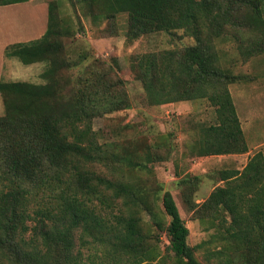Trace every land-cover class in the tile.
<instances>
[{"label": "trees", "instance_id": "16d2710c", "mask_svg": "<svg viewBox=\"0 0 264 264\" xmlns=\"http://www.w3.org/2000/svg\"><path fill=\"white\" fill-rule=\"evenodd\" d=\"M21 1L26 0H0V5ZM249 1V9L259 10L260 0ZM77 3L86 15L110 21L126 14L129 39L176 29L191 36L193 43L176 50L142 54L131 64L132 72L150 105L207 100L214 120L201 126L197 155L248 151L229 89L242 76L223 65L215 43L228 26H234L231 12L241 2ZM249 20L254 26L259 24L254 15ZM66 34L58 2L50 0L45 32L4 49L6 57L24 64L43 62L45 68L40 74L43 82L0 79V264H204L196 256L199 244L187 241L189 229L170 191L92 169L106 156L92 128V117L105 106L113 110L130 103L112 67L98 59L90 70L70 78L72 63L62 41ZM221 180L223 185L215 186L203 204V215L217 221L222 241L213 251L214 259L218 264H264L263 153L253 154L240 171L222 172ZM219 208L229 214V220ZM149 220L153 225L145 227ZM152 227L165 232L164 252Z\"/></svg>", "mask_w": 264, "mask_h": 264}, {"label": "rangeland", "instance_id": "374dc122", "mask_svg": "<svg viewBox=\"0 0 264 264\" xmlns=\"http://www.w3.org/2000/svg\"><path fill=\"white\" fill-rule=\"evenodd\" d=\"M39 1L48 3L50 0ZM56 1L61 23L68 31L62 41L66 58L72 63L68 69L70 78L90 70L94 59H98L106 64L105 67H112L121 93L130 103L128 107L113 110L105 106L92 117V128L106 154L92 169L108 177L111 174L124 175L133 182H147L146 185L153 190L170 191L189 229L188 243L199 244L197 258L204 264H218L213 251L222 241L215 226L217 221L210 215H203L204 201L215 186L223 185L222 172L242 170L258 151L264 155V0L257 4L259 10L249 9L252 5L249 0H238L241 4L231 12L234 26H228L225 34L215 39L223 65L233 74L242 76L240 81L231 83L229 89L250 151L235 158L197 155L201 126L214 120L213 108L206 99L150 105L141 81L132 72L131 64L142 54L176 50L193 43L191 36L176 29L129 39L126 36V14L117 15L114 21H110L101 15H86L77 0ZM18 7L19 11L14 7L13 11L3 13V36L9 39L14 35L6 33L18 29L28 16V6ZM253 15L255 22H259L257 26L249 23ZM7 58L4 79L43 82L40 75L45 68L43 62L24 64L16 57ZM9 69L14 72L9 73ZM107 101L114 103L111 98ZM2 113L0 96V115ZM221 210L219 208L218 212L222 216L224 213L229 220V214ZM167 220L168 217L164 216L165 223ZM151 225L150 220L148 224L144 223L145 227ZM152 230L154 235H159L158 243L164 252L168 244L165 232H159L155 227ZM157 264L163 263L158 261Z\"/></svg>", "mask_w": 264, "mask_h": 264}, {"label": "crops", "instance_id": "0c3cea01", "mask_svg": "<svg viewBox=\"0 0 264 264\" xmlns=\"http://www.w3.org/2000/svg\"><path fill=\"white\" fill-rule=\"evenodd\" d=\"M18 5H25L26 7L27 6L29 7V11L27 13L28 16H26L27 19L22 23V25L18 29L14 28L13 32L9 31V33L8 32L6 33L8 35L13 33L14 36L10 37L9 39L7 38V36H3V13L13 11L14 7L16 8V11H19L20 9ZM46 26H47L46 2H41L39 0L36 1L26 0L21 2L0 5V79L9 80L3 78V72L6 64L5 58H7L4 55L5 46L14 42L28 41L31 39L38 38L45 32ZM7 39H9V41H6ZM13 72H14L13 69L12 70L9 69V73H13ZM258 99H260V96H258ZM246 141H247V137H246ZM249 151L250 149L248 147V151L246 153H248ZM246 153L220 154V156L229 155L235 158L244 155Z\"/></svg>", "mask_w": 264, "mask_h": 264}]
</instances>
